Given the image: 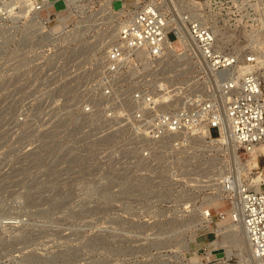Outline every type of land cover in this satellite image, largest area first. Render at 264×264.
<instances>
[{
    "label": "rangeland",
    "instance_id": "obj_1",
    "mask_svg": "<svg viewBox=\"0 0 264 264\" xmlns=\"http://www.w3.org/2000/svg\"><path fill=\"white\" fill-rule=\"evenodd\" d=\"M203 2L200 12L223 49L239 61L252 54L264 65V0ZM53 12L70 10L58 2L47 14ZM34 40L20 28L0 27V264H249L244 247L221 233L233 223L232 200L221 191L222 179L202 177L199 166L204 160L211 164L209 153H194L179 165L169 193L139 196L133 181L126 183L132 186L128 193L119 176L117 141L108 142L105 135L106 103L99 91L88 116L79 113L81 100H60L54 86L24 83L23 70L11 71L16 54L37 47ZM257 67L264 76V66ZM45 91L50 95L42 100ZM211 135L217 136L216 130ZM260 151L253 161L236 149L245 167L240 180L247 176L248 185L257 177L264 184V144ZM232 153L221 147L216 164L223 171ZM218 190L226 198L212 204L211 223H201L196 208ZM203 225L217 232L218 245L192 246Z\"/></svg>",
    "mask_w": 264,
    "mask_h": 264
},
{
    "label": "built area",
    "instance_id": "obj_2",
    "mask_svg": "<svg viewBox=\"0 0 264 264\" xmlns=\"http://www.w3.org/2000/svg\"><path fill=\"white\" fill-rule=\"evenodd\" d=\"M203 1L0 0V27L20 28L22 35L31 29L37 37V47L13 61L12 72H25L22 82L54 86L60 100H81L79 113L88 116L99 91L106 103L105 135L117 141L119 176L128 193L130 181L138 182L139 196L169 193L174 170L194 153L208 152L211 164H200L202 177L222 179L231 200L237 190L251 257L262 261L264 190L250 188L244 175L236 189L232 158L225 171L216 161L222 146L262 152L264 76L257 65H264L252 54L239 61L223 49L200 12ZM58 2L69 14H46ZM49 95L45 91L42 100ZM74 120H81L78 114ZM225 128L230 143H218Z\"/></svg>",
    "mask_w": 264,
    "mask_h": 264
},
{
    "label": "bare ground",
    "instance_id": "obj_3",
    "mask_svg": "<svg viewBox=\"0 0 264 264\" xmlns=\"http://www.w3.org/2000/svg\"><path fill=\"white\" fill-rule=\"evenodd\" d=\"M63 8L66 9V7H64V6H63ZM46 14H47V12H46ZM24 30H25V32L23 33L24 35H34V32L30 33L31 29L26 28ZM169 45H171V44H169ZM205 135L209 136L207 131L205 132ZM211 141L214 143V139H212ZM217 141H218V143H223V144H225V142L230 143L228 140L227 128L224 129L223 134H222V138L218 139ZM232 147H233L232 160L234 162L233 165H235V168H236V172H234L235 173L234 174L235 175L234 185H235V188L239 190L240 189L239 187L242 183L240 180V175H241V172L245 170V167L240 164L239 158L236 154V146L232 145ZM251 156H252V160L254 161L256 159V153L251 154ZM234 171H235V169H234ZM252 184L257 185L256 188H254L255 186ZM249 187L253 188L254 190H257V191H263L264 190V184L262 183V180L259 177H257L256 179H253L252 182L249 183ZM221 191L225 193L224 189H222ZM222 197L226 198V196H222L220 194V190H218L214 195H209V196L203 197L204 200H202V203L200 204V206L198 208H196L197 212L200 213V216H201L200 222L201 223L207 224L208 220L211 223L212 218H211V214H210V209L212 208V204L215 201L222 199ZM231 203H232V206H231V212L229 213V218L231 219V221L233 223H231L229 226L225 227L224 228L225 231L223 230L224 232L222 231L221 233H224V237L233 236L234 242H236L237 244H240L244 247V249L247 253V259L249 261V264H264V260H262V261L254 260L251 257V245L249 243L248 237L246 235V232H245V229L243 226L242 218L240 216V197L237 194V190H236V193L234 194V198L231 201ZM224 220H226V218L221 220V221H224ZM200 230H201V232L199 235L201 237L199 236L200 238L198 240L195 239L196 244H194L192 246H194L195 248H199L202 245H213V246L218 245V243H217V236L218 235H217L216 231H212L211 228H209L208 226H205V225L201 226ZM197 232H196V234L198 235ZM196 234L194 236H196ZM194 236L192 235V238ZM229 255H230V252L227 253L228 257H229Z\"/></svg>",
    "mask_w": 264,
    "mask_h": 264
}]
</instances>
